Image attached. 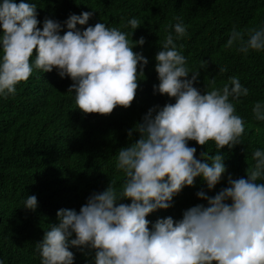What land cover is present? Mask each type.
Returning a JSON list of instances; mask_svg holds the SVG:
<instances>
[{
    "label": "clouds",
    "instance_id": "obj_1",
    "mask_svg": "<svg viewBox=\"0 0 264 264\" xmlns=\"http://www.w3.org/2000/svg\"><path fill=\"white\" fill-rule=\"evenodd\" d=\"M37 7L32 0H0V98L15 95L16 85L35 70H55L72 81L67 92L84 114L107 115L117 106L130 107L148 64L133 48L143 46L145 38L133 41L118 27L88 24L94 10L70 14L61 35V23L49 17L41 22ZM176 20L155 54L159 83L153 85L154 94L175 102L150 107L128 130L129 138L133 131L139 138L116 154L115 169L124 177L119 188L109 182L91 193L78 212L57 210V222L35 243L40 264H74L70 248L93 253L90 264H264V149L251 153L246 178L229 175L227 187L214 196L197 191L206 206H191L178 220L146 218L172 207L174 197L195 186L196 178L212 190L226 172L220 149L240 144L245 132L236 104L249 95V88L237 76L222 87L211 78L210 90L202 94L194 84L207 61L196 70L188 66L184 46L177 43L187 36V26L180 17ZM141 25L133 17L126 26L132 35ZM225 46L245 55L264 51V25L248 29L247 39L233 27ZM252 113L256 121H264V101H256ZM189 141L200 146L212 141L216 154L202 152L198 158ZM37 207L36 195H27L23 208Z\"/></svg>",
    "mask_w": 264,
    "mask_h": 264
},
{
    "label": "trees",
    "instance_id": "obj_2",
    "mask_svg": "<svg viewBox=\"0 0 264 264\" xmlns=\"http://www.w3.org/2000/svg\"><path fill=\"white\" fill-rule=\"evenodd\" d=\"M19 3L20 0H14ZM37 4V19L45 17L58 20L61 35L66 31L63 22L70 14L79 15L92 11L88 24L103 22L118 27L136 41L145 38L143 46H136L148 59L144 67V79L139 82L130 107L117 106L110 114H84L76 108L74 95L67 92L72 81L60 78L55 70L42 73L35 70L27 81L16 85L17 92L8 98H0V260L4 264H40L35 243L43 233L56 223V212L61 208L77 212L93 192L104 190L115 181L117 188L123 182V173L115 169V157L119 149L139 138L129 129L141 121L150 107L174 103L166 94L153 93V85L159 83L154 70V57L158 52L169 25L180 17L187 26V36L177 41L183 44L182 53L192 70L200 67L195 87L202 94L209 89L210 79L216 87L228 83L237 76L249 88V95L236 104V112L245 120V132L241 143L231 149H220L226 172L220 183L208 190L200 178L195 186L185 187L176 197L173 206L151 213L148 220L155 222L166 216L178 220L187 208L206 201L195 194L199 190L214 196L227 187V177H245L252 164L251 153L264 149V121L253 118L252 107L256 101H264V51L250 50L247 55L236 47L227 48L231 30L236 27L247 30L264 25V0H32ZM138 18L142 25L131 35L127 21ZM42 26L38 25V27ZM83 29L85 26L77 25ZM167 30V31H166ZM35 56V49L33 50ZM226 71L220 72L219 68ZM143 78V77H141ZM197 148L198 158L216 154L215 144L205 146L189 141ZM27 195H36L38 207L23 208ZM130 203L129 200L121 201ZM150 227V225H149ZM74 238V237H73ZM74 264H90L93 253L70 248Z\"/></svg>",
    "mask_w": 264,
    "mask_h": 264
}]
</instances>
